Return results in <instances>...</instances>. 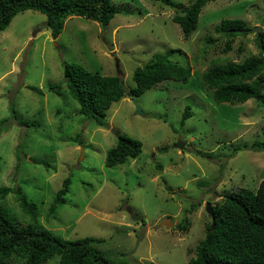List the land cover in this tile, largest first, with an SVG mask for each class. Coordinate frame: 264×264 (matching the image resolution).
Returning <instances> with one entry per match:
<instances>
[{
  "label": "rangeland",
  "instance_id": "374dc122",
  "mask_svg": "<svg viewBox=\"0 0 264 264\" xmlns=\"http://www.w3.org/2000/svg\"><path fill=\"white\" fill-rule=\"evenodd\" d=\"M172 1L178 5L112 0L118 12L105 26L70 16L55 38L46 16L30 9L0 32V120L7 119L0 129V185L19 186L36 207L33 219L15 191L0 196L17 224L35 222L63 240L102 238L98 246L112 264H188L211 223L206 203L240 187L255 189L264 178V149L249 147L264 139V95L216 102L200 85L212 64L260 52L253 29L264 32V0L209 1L188 38L172 16L192 0ZM226 18L245 20L249 30L229 39L216 31ZM227 42L231 49L224 52ZM156 53L191 67L188 80L161 81L114 101L107 126L78 112L64 82V62L118 76L129 90L134 69ZM187 105L191 115L181 123ZM119 133L140 140L142 151L108 167L106 154ZM180 141L183 148L175 147ZM67 177L66 201L50 213ZM128 208L141 220H133ZM164 218L174 225L160 224ZM185 220L184 230L178 225ZM58 261L56 254L43 264Z\"/></svg>",
  "mask_w": 264,
  "mask_h": 264
},
{
  "label": "trees",
  "instance_id": "16d2710c",
  "mask_svg": "<svg viewBox=\"0 0 264 264\" xmlns=\"http://www.w3.org/2000/svg\"><path fill=\"white\" fill-rule=\"evenodd\" d=\"M159 1L170 7L178 5L172 0ZM209 1L192 0L181 14L174 13L172 19L180 25L184 38L196 29L200 11ZM30 9L46 16V28L54 38L70 16H82L105 26L118 12L112 0H0V32L6 29L17 13ZM243 28L249 30L245 20L226 18L216 26V31L225 33L230 39L239 34L234 30ZM258 36L260 52L257 55L243 61L214 63L202 73L200 85L211 92L214 101L234 104L250 98L260 99L264 95V32L260 31ZM229 49L231 42H227L222 51ZM190 75L191 67L160 53L134 69L132 78L135 86L129 90L118 76L102 75L76 62H64L63 70L68 92L79 105L78 112L101 126L108 125L106 110L114 101L126 95L135 97L161 81L185 82ZM50 90L60 94L54 86ZM190 115V106L187 105L181 123ZM6 122V118L0 120V129ZM249 147L264 149V139L253 141ZM141 151L140 140L119 133L115 145L107 151L105 165H120L138 157ZM69 185L67 177L56 192L49 207L50 213L55 212L58 204L65 203ZM11 191L16 192L24 211L36 219L35 204L27 200L19 186L13 189L0 185L1 197ZM212 211L214 228L209 231L211 223L206 226L205 237L196 246L188 264H264V178L255 189L240 187L226 193L220 202L212 205ZM34 223L20 226L8 217L0 204V264H43L56 254L59 255L57 264H112V260L98 246L102 238L87 236L63 240ZM187 224L185 220L178 226L185 230Z\"/></svg>",
  "mask_w": 264,
  "mask_h": 264
},
{
  "label": "water",
  "instance_id": "95a60500",
  "mask_svg": "<svg viewBox=\"0 0 264 264\" xmlns=\"http://www.w3.org/2000/svg\"><path fill=\"white\" fill-rule=\"evenodd\" d=\"M259 30H260V27L257 26L256 28L253 29V31L259 35ZM236 31L237 33H245L248 31V29L246 28H243V29H236L234 30ZM260 38V36H259ZM132 101L134 102L135 104V112L136 113H142L141 110H140V107L138 106V104L135 102L134 99H132ZM183 145L184 143L183 142H177L174 144L175 147H178V148H183ZM205 210L207 211V213L211 216V225L209 227V231H211L213 228H214V224H215V218H214V213L212 211V205L210 202H207L206 203V207H205ZM128 212L132 214V219L133 220H136V221H140L141 218L139 216H137L135 213L132 212V209L128 208ZM160 224L164 225V226H173L174 223L169 219V218H164Z\"/></svg>",
  "mask_w": 264,
  "mask_h": 264
}]
</instances>
